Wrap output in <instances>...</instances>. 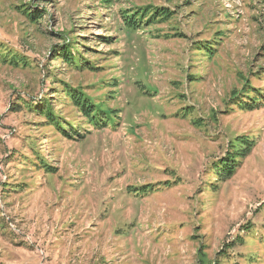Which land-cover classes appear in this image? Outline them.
<instances>
[{"label": "rangeland", "instance_id": "rangeland-1", "mask_svg": "<svg viewBox=\"0 0 264 264\" xmlns=\"http://www.w3.org/2000/svg\"><path fill=\"white\" fill-rule=\"evenodd\" d=\"M0 264H264V0H0Z\"/></svg>", "mask_w": 264, "mask_h": 264}, {"label": "trees", "instance_id": "trees-1", "mask_svg": "<svg viewBox=\"0 0 264 264\" xmlns=\"http://www.w3.org/2000/svg\"><path fill=\"white\" fill-rule=\"evenodd\" d=\"M26 14L29 17V19L32 20L33 22H37L39 18H41V15H39L38 13H37L38 14L37 16L36 12L35 13L33 11L30 12L27 9H26ZM127 18L128 17H126L127 26L136 28V25H134L135 19H133V17H130V16L128 19ZM74 48L76 47L74 46L70 47L66 45L63 49H61L60 51H57L58 52L57 54L61 56L60 57L61 61L66 62L70 65L78 64L77 62L82 64L83 62L81 61L82 58L79 59L74 56L75 53H79L78 50L77 49L75 50ZM73 92L68 91L67 93L72 99L73 104L76 105L79 108V110L82 112V114L85 115L89 119V123L93 125H100V126L108 125L109 117H108L107 111H103L99 108H96L93 105V103H91V101H89V99H87L84 95L83 96L80 94L75 95V93ZM78 92L81 93L80 91ZM257 102L259 101H257L255 98H251L250 101L239 100L237 104L243 109L253 110L259 104V103L257 104ZM14 108L18 109L19 106H16ZM30 109H34L38 111V109H36L35 107L30 108ZM39 109H40V114L45 115L48 118V121L50 122L51 125H55V127H57L59 130L64 132L65 135L69 134V132L66 131V128L61 124V122L55 118V116L52 113V108L49 106V104L45 103L44 106L40 107ZM110 112L113 113V111H110ZM247 140L248 139L238 136L236 139H234V142H232L234 144V145L232 144V146L235 148V152L234 153L231 152L232 154H229L228 157H226L222 161H219L213 165V167H215L216 170L218 171L217 173L219 174L221 178L227 179L230 176H232L237 166V164H235L237 162L236 158L239 156H245L249 152L250 148L247 145H250V143H248ZM151 186L152 185H145L143 186V188L141 187L137 190L135 189H132V190L136 194H143L145 192H149Z\"/></svg>", "mask_w": 264, "mask_h": 264}]
</instances>
